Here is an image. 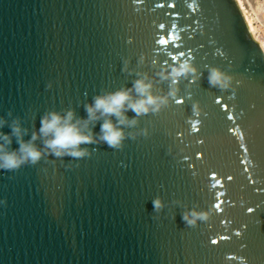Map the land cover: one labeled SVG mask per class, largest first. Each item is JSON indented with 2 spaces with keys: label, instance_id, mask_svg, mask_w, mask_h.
Wrapping results in <instances>:
<instances>
[{
  "label": "water",
  "instance_id": "obj_1",
  "mask_svg": "<svg viewBox=\"0 0 264 264\" xmlns=\"http://www.w3.org/2000/svg\"><path fill=\"white\" fill-rule=\"evenodd\" d=\"M184 61L197 71L173 77ZM213 69L229 87L210 83ZM141 79L166 102L126 109L119 146L100 140L111 116L88 125L84 156L46 147L45 116L85 121L97 96L141 99ZM16 125L43 154L0 168V264H264V49L237 0H0L8 151ZM193 213L206 218L191 225Z\"/></svg>",
  "mask_w": 264,
  "mask_h": 264
},
{
  "label": "clouds",
  "instance_id": "obj_2",
  "mask_svg": "<svg viewBox=\"0 0 264 264\" xmlns=\"http://www.w3.org/2000/svg\"><path fill=\"white\" fill-rule=\"evenodd\" d=\"M196 71L197 69L188 61H184L178 67L173 68L171 75L180 77ZM231 79L219 69H213L209 76L210 83L219 85L221 88L229 87ZM134 87L142 97L141 99L134 100L130 90H120L105 96H97L94 103L87 106L88 118L85 121L75 120L73 122L74 113L71 111L66 116L56 112L45 116L40 132L45 137H51L45 140L46 147L51 149L56 156H84L87 152L80 146L95 142V136L88 130V125L103 117L111 116L118 118V124L113 123L111 119H105L101 125L100 140L112 147L119 146L125 138L124 131L119 125L128 123L124 115L126 109H131L137 115H142L150 111H159L161 105L166 102V98L157 97L151 93L152 85L144 79L137 80ZM131 123H135V121H131ZM13 134L21 138L20 148L17 151H8L6 144H0V168L12 170L29 161L37 162L43 153L33 142L22 141L23 130L19 125L13 128ZM4 139L8 144L11 143L8 136H4ZM32 139L34 141L36 136H33ZM155 206L159 208L161 202L155 201ZM193 217V219H188L186 216L185 219L189 224L194 225L197 219L206 218L202 213H193Z\"/></svg>",
  "mask_w": 264,
  "mask_h": 264
},
{
  "label": "rangeland",
  "instance_id": "obj_3",
  "mask_svg": "<svg viewBox=\"0 0 264 264\" xmlns=\"http://www.w3.org/2000/svg\"><path fill=\"white\" fill-rule=\"evenodd\" d=\"M245 17L251 20L252 34L259 42L264 41V0H237ZM241 2V3H240ZM247 19V18H246ZM248 22V21H247Z\"/></svg>",
  "mask_w": 264,
  "mask_h": 264
},
{
  "label": "snow or ice",
  "instance_id": "obj_4",
  "mask_svg": "<svg viewBox=\"0 0 264 264\" xmlns=\"http://www.w3.org/2000/svg\"><path fill=\"white\" fill-rule=\"evenodd\" d=\"M164 6H165V3H164V2L158 4V7L163 8ZM168 6L171 7V8H175L176 5H175V4L168 3ZM160 27H161V29H163L165 26H164L163 24H161ZM158 42H159V44H161V45H167V44L169 43V40H168V39H159ZM180 54H181V55H185V53H183V52H181ZM173 59H175V57H173ZM179 103H183V102L179 101ZM216 103H217V104H220L221 107H222V109L225 110V111H227L228 106H227L226 104H223L222 101H221V99L218 98V99L216 100ZM228 118H229L230 120L233 119V117H232L231 115H229ZM194 130L198 132V131H199V128H195V126H194ZM200 143L202 144L203 141H200ZM197 156H198V158H203V154H202V153H198ZM211 178H212L213 181H215V183H217V184L220 183V181L217 179L215 173H212V177H211ZM227 179H228L229 181H231V180L233 179V177H232L231 175H229V176L227 177ZM253 183H254V181H253ZM219 195L222 196V195H224V193L221 192V193H219ZM222 204H223V200H220L219 202L215 203L214 207H215L216 209L220 210V211H223V209H222V207H221ZM248 211L251 212V211H253V209H252V208H249ZM225 223H227V221H225ZM237 235H239V233H237ZM220 239H228V237H227V236H221ZM212 243H213V244H218L219 241L213 239V240H212Z\"/></svg>",
  "mask_w": 264,
  "mask_h": 264
},
{
  "label": "bare ground",
  "instance_id": "obj_5",
  "mask_svg": "<svg viewBox=\"0 0 264 264\" xmlns=\"http://www.w3.org/2000/svg\"><path fill=\"white\" fill-rule=\"evenodd\" d=\"M241 3V2H240ZM244 13L246 14V12H245V10H244ZM247 15V14H246ZM245 16V15H244ZM245 18H247L246 20L248 21L247 23H248V26H249V28H250V30H253V25L251 24V20L246 16ZM251 33H252V31H251ZM257 40V39H256ZM258 41V40H257ZM259 42V41H258ZM260 44H261V46L263 47V49H264V41H261V42H259Z\"/></svg>",
  "mask_w": 264,
  "mask_h": 264
}]
</instances>
